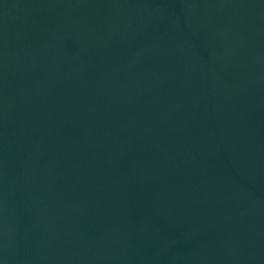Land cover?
<instances>
[{
  "label": "water",
  "instance_id": "obj_1",
  "mask_svg": "<svg viewBox=\"0 0 264 264\" xmlns=\"http://www.w3.org/2000/svg\"><path fill=\"white\" fill-rule=\"evenodd\" d=\"M0 264H264V0H0Z\"/></svg>",
  "mask_w": 264,
  "mask_h": 264
}]
</instances>
